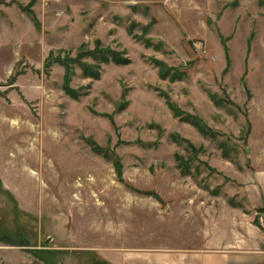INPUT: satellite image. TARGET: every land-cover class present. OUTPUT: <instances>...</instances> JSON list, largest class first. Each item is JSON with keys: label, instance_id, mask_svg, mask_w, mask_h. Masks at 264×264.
Segmentation results:
<instances>
[{"label": "rangeland", "instance_id": "obj_1", "mask_svg": "<svg viewBox=\"0 0 264 264\" xmlns=\"http://www.w3.org/2000/svg\"><path fill=\"white\" fill-rule=\"evenodd\" d=\"M97 40L132 62L77 69L75 101L45 61ZM235 170L264 174V0H0V264H177Z\"/></svg>", "mask_w": 264, "mask_h": 264}, {"label": "crops", "instance_id": "obj_2", "mask_svg": "<svg viewBox=\"0 0 264 264\" xmlns=\"http://www.w3.org/2000/svg\"><path fill=\"white\" fill-rule=\"evenodd\" d=\"M226 176L237 184L224 187L232 202L209 204L203 219L193 213V242L179 249L177 264H264V232L257 219L264 211V174L235 170Z\"/></svg>", "mask_w": 264, "mask_h": 264}, {"label": "trees", "instance_id": "obj_3", "mask_svg": "<svg viewBox=\"0 0 264 264\" xmlns=\"http://www.w3.org/2000/svg\"><path fill=\"white\" fill-rule=\"evenodd\" d=\"M25 11H29L30 14H33L31 8L28 7L24 9ZM133 27L129 28V33L133 34ZM150 27L146 26L142 35L139 38H143L144 35L148 33ZM135 36V35H134ZM138 39L137 36H135ZM144 39V38H143ZM147 46H151V40L147 39L146 41ZM131 59L126 56L124 51H118L112 49L110 47H105L100 40H97L94 44L92 49L87 48L86 44L81 45L77 54L72 56L71 53H65L62 55L61 53L55 55L54 52H51L45 61V69L48 71L54 63H58L63 66L64 68V76H63V84L62 90L64 93L69 96L71 99L75 101H79L83 96L87 95V92H84V88L82 89H75L72 86L73 80L77 75V69H80L81 74L84 78L92 79V80H100L101 78V70L103 65H117V66H128L131 64ZM151 62L158 68L159 75L162 79H169L172 82L177 80H182L185 73L180 72L175 68H170L167 66L163 61L158 59H151ZM161 96L165 99L166 105L169 110L172 112L173 116L182 122L188 123L191 126L195 127L203 136L217 138L219 134L215 132L212 128H210L204 120L199 117L198 115H194L188 112L183 111L172 99L171 97L165 93L161 92ZM213 101L216 105L220 106L224 102L219 100L217 95L212 96ZM229 101V100H228ZM231 102V101H230ZM112 120V119H111ZM171 139L175 143L187 142L191 148H194L191 143L187 140L181 138L178 134H172ZM226 145L223 144V156L226 159L230 160V153L226 151ZM95 152H100L101 148L98 147L94 148ZM194 151H199L198 149H194ZM180 169L183 172H188L189 168H187L184 161L181 160ZM114 167L119 179H122V164L120 160H116L114 162ZM147 194L151 195L154 194L153 192H147ZM6 239H1V243L8 244L10 246H14L13 244H9V241Z\"/></svg>", "mask_w": 264, "mask_h": 264}, {"label": "built area", "instance_id": "obj_4", "mask_svg": "<svg viewBox=\"0 0 264 264\" xmlns=\"http://www.w3.org/2000/svg\"><path fill=\"white\" fill-rule=\"evenodd\" d=\"M257 219H258L260 228L264 232V211H260L259 213H257Z\"/></svg>", "mask_w": 264, "mask_h": 264}]
</instances>
